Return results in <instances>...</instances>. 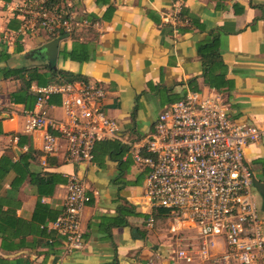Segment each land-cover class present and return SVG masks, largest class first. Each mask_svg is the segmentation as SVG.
<instances>
[{"label":"crops","instance_id":"crops-1","mask_svg":"<svg viewBox=\"0 0 264 264\" xmlns=\"http://www.w3.org/2000/svg\"><path fill=\"white\" fill-rule=\"evenodd\" d=\"M24 1L0 0V264H216L174 259L160 219L148 230L142 215L119 217L122 206L146 214L145 171L131 156L121 171L99 141L90 163L66 162L61 148L43 165L45 129L24 131L23 113L35 110L37 88L62 82L58 69L105 86L104 109L125 139L148 133L161 107L187 91H221L236 122L264 126V0H67L88 24L58 37L54 62L42 47L52 40L47 32L25 26ZM205 45L212 47L202 54ZM72 47L87 59L64 57ZM60 103L52 94L46 114L64 119ZM244 157L264 182V139L248 143ZM71 173L83 178L90 201L81 214L84 246L66 254L61 236L43 225L59 214ZM253 198L264 234V196L255 187Z\"/></svg>","mask_w":264,"mask_h":264},{"label":"built area","instance_id":"built-area-1","mask_svg":"<svg viewBox=\"0 0 264 264\" xmlns=\"http://www.w3.org/2000/svg\"><path fill=\"white\" fill-rule=\"evenodd\" d=\"M54 1L25 0V26L72 34L88 24L67 0ZM36 92L35 110L23 113L24 131L45 129L43 165L61 148L66 162L90 163L97 142L119 140L127 148L123 157L131 156L145 171L139 202L145 227L153 230L159 219L165 223L174 259L192 262L197 255L216 264H264L263 221L253 198L254 173L244 157L248 143L264 139V126L236 122L223 92L187 91L164 104L150 131L132 140L120 135L106 113L102 84L62 81ZM54 93L61 95L62 120L44 109ZM89 201L83 178L68 174L62 208L43 225L61 236L66 254L84 246L81 214ZM159 208L166 212L157 218ZM186 231L193 235L184 236Z\"/></svg>","mask_w":264,"mask_h":264},{"label":"trees","instance_id":"trees-1","mask_svg":"<svg viewBox=\"0 0 264 264\" xmlns=\"http://www.w3.org/2000/svg\"><path fill=\"white\" fill-rule=\"evenodd\" d=\"M54 2H56V1H54ZM64 34H66V33H63L61 30H57L55 32L48 33V39L58 38V37H60V36H62ZM68 35L71 36L72 34H68ZM75 46H76V44H75ZM211 47H209L208 45L203 46L201 48L202 54H204V51L205 50H208L209 51V49ZM74 50H75V47H72L68 51L66 49H64L63 50V56L64 57H70L71 59H74V60L78 59V57L74 53L75 52ZM86 59L87 58L85 57V58H79L78 60L79 61H85ZM205 62H208V61H205ZM53 74H54V76L59 77V78L63 79L64 81H75V80H79V79H85V78H83V76H82L81 73L74 74L72 72L58 70V69L53 70ZM63 80H61V81H63ZM194 81H195V79L194 78L193 79L191 78V79L188 80V83L189 84H192ZM177 99H179V98H176L174 100H170L167 103H170V102L175 101ZM140 137H138V138H140ZM18 138L20 139L21 136L18 135ZM104 144L107 145V146H109L111 148V150H112V156L119 161L118 163H119V167L121 168V171L123 169L127 168V165L129 164L128 163V160H127V162L125 161V163L121 162V159H122V157L125 154L126 149H127L126 146L123 145V144H121L117 140H104V141H102V145H104ZM139 181H140V179H139ZM119 211H120V213H119L120 214L119 215L120 218H123V215H142V216H144V221L147 218V215L146 214L135 213L134 212V209L131 208V207L128 208V207L122 206ZM165 212L166 211L164 209L159 208L155 212V217L158 218V217L164 215ZM123 221H122V224H123Z\"/></svg>","mask_w":264,"mask_h":264},{"label":"water","instance_id":"water-1","mask_svg":"<svg viewBox=\"0 0 264 264\" xmlns=\"http://www.w3.org/2000/svg\"><path fill=\"white\" fill-rule=\"evenodd\" d=\"M60 38H54L43 44L44 53L47 59L51 62H54L57 57L58 52V42ZM254 187L258 190L260 194L264 196V182L254 179Z\"/></svg>","mask_w":264,"mask_h":264},{"label":"rangeland","instance_id":"rangeland-1","mask_svg":"<svg viewBox=\"0 0 264 264\" xmlns=\"http://www.w3.org/2000/svg\"><path fill=\"white\" fill-rule=\"evenodd\" d=\"M149 110H150V108H148ZM154 111V113H156L157 112V110H158V108L156 107V106H153V108L151 109V111ZM138 124V123H137ZM139 125V124H138ZM139 127H140V125H139ZM166 225H165V223H162V224H160V226L159 227H163V229H164V227H165ZM161 239V242H164L165 240L168 242V240L166 239V237H163V238H160ZM163 239V240H162ZM170 241V240H169Z\"/></svg>","mask_w":264,"mask_h":264}]
</instances>
